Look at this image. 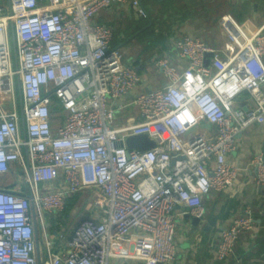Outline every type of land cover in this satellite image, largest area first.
Wrapping results in <instances>:
<instances>
[{
    "label": "built area",
    "instance_id": "obj_1",
    "mask_svg": "<svg viewBox=\"0 0 264 264\" xmlns=\"http://www.w3.org/2000/svg\"><path fill=\"white\" fill-rule=\"evenodd\" d=\"M121 3L148 16L140 0L0 4V93L13 97L7 110L0 105V175L21 181L0 188V264H39L35 222L43 264H110L112 258L171 264L177 207L202 220L203 198L239 177L228 156L244 130L264 123V24L250 35L223 16L226 57L200 38H178L187 65L178 70L168 59L157 61L167 85L136 93L140 121L118 126L126 106L113 103L137 90L142 78L111 47L112 28L95 17ZM244 93L247 109L237 105ZM204 124L216 132L189 133ZM138 135H149L156 147L130 149L126 140ZM252 166L264 188V158ZM91 191L92 216L70 233H52L47 215ZM254 225L247 206L222 231L217 259L230 258ZM120 240H127L124 252L114 251Z\"/></svg>",
    "mask_w": 264,
    "mask_h": 264
},
{
    "label": "crops",
    "instance_id": "obj_2",
    "mask_svg": "<svg viewBox=\"0 0 264 264\" xmlns=\"http://www.w3.org/2000/svg\"><path fill=\"white\" fill-rule=\"evenodd\" d=\"M140 1L147 11L146 18L131 3L116 4L95 17L97 23L112 28L114 37L111 47L121 49L125 62L135 66L142 78L137 90L113 103L114 107L126 106L117 116L118 126L140 121L139 111L132 105L136 93L155 91L167 85V80L156 66L157 61L168 59L178 70L187 65L178 56L175 46L178 38H200L221 50L226 57L230 42L220 24L223 16L231 15L250 35L264 24V0ZM7 2L0 0V4ZM237 105L249 108V95L244 93ZM210 131L215 133L216 129ZM260 156L264 158V123H255L238 136L237 149L228 156L229 162L241 169L238 179L227 189L212 191L203 198L206 214L200 223L195 224V217L189 215L186 208L177 207V256L171 264H264V188L258 184L257 170L252 166V162ZM15 183L14 174L0 175V188H13ZM79 195L73 197L78 198ZM247 206L252 207L255 213L253 230L241 237L230 258L218 260L216 247L222 231ZM91 207L92 204L86 205L78 223L92 216ZM126 249L127 240H120L114 245L116 252ZM110 264L143 263L112 258Z\"/></svg>",
    "mask_w": 264,
    "mask_h": 264
},
{
    "label": "rangeland",
    "instance_id": "obj_3",
    "mask_svg": "<svg viewBox=\"0 0 264 264\" xmlns=\"http://www.w3.org/2000/svg\"><path fill=\"white\" fill-rule=\"evenodd\" d=\"M17 101L18 106H20L19 109H21L22 106L19 91H17ZM12 103L13 97L11 95H5L0 93V105L3 106L2 108L4 110H7L9 105L11 107ZM56 110H60V107L56 108ZM17 181L21 182L16 177V182ZM93 198L94 196L92 191L82 193L79 195L78 198H74L72 196L66 201L65 210L63 212L53 215L48 214L47 220L51 224V232L55 234L58 231L65 230L67 233H70L79 222V215L83 210H85L84 208L86 207V205L92 204V202H94Z\"/></svg>",
    "mask_w": 264,
    "mask_h": 264
},
{
    "label": "water",
    "instance_id": "obj_4",
    "mask_svg": "<svg viewBox=\"0 0 264 264\" xmlns=\"http://www.w3.org/2000/svg\"><path fill=\"white\" fill-rule=\"evenodd\" d=\"M142 5V1H141ZM15 47V45H14ZM16 51V47H15ZM209 58L213 56V54L208 55ZM210 63V60L207 59L206 65L208 66ZM200 128H206L210 131L212 129V126L209 124H204V125H198L193 127L189 133L195 132ZM126 144L130 149H139L143 151H148L151 150L152 148L154 149L156 147V142L149 136V135H138V136H131L126 140ZM257 170V168H256ZM201 219L195 218L194 222L195 224L200 223ZM35 228H36V238H37V249H38V259H39V264H43L42 261V254H41V244H40V236H39V231H38V226L37 223L35 222Z\"/></svg>",
    "mask_w": 264,
    "mask_h": 264
}]
</instances>
